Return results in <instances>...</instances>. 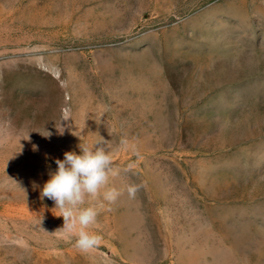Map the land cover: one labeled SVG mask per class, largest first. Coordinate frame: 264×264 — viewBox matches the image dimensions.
Returning a JSON list of instances; mask_svg holds the SVG:
<instances>
[{"label":"rangeland","instance_id":"rangeland-1","mask_svg":"<svg viewBox=\"0 0 264 264\" xmlns=\"http://www.w3.org/2000/svg\"><path fill=\"white\" fill-rule=\"evenodd\" d=\"M97 143L85 253L40 193ZM0 264H264V0H0Z\"/></svg>","mask_w":264,"mask_h":264},{"label":"clouds","instance_id":"clouds-1","mask_svg":"<svg viewBox=\"0 0 264 264\" xmlns=\"http://www.w3.org/2000/svg\"><path fill=\"white\" fill-rule=\"evenodd\" d=\"M60 135L64 127L56 126ZM45 138L52 133L40 132ZM35 149V145L33 146ZM80 152H65L63 160L55 161L57 169L50 173V178L41 189V198H48L55 204L58 214L63 218V226L59 232L66 240H75V247L81 252H90L100 245L102 237L89 229L96 225L98 215L105 210L106 205L116 202L120 192L114 187H108L110 177L118 174L113 167L112 154L103 144L93 147L79 145ZM131 150L139 156L136 145L128 139H121L119 149ZM129 169L134 165H129ZM139 185L127 188L129 197L134 198ZM107 210H110L108 208Z\"/></svg>","mask_w":264,"mask_h":264}]
</instances>
